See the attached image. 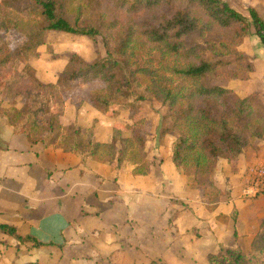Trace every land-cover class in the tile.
<instances>
[{"label": "trees", "instance_id": "obj_1", "mask_svg": "<svg viewBox=\"0 0 264 264\" xmlns=\"http://www.w3.org/2000/svg\"><path fill=\"white\" fill-rule=\"evenodd\" d=\"M249 16L264 47V20L254 8ZM248 29L247 20L223 0L2 1L0 106L6 100L21 102V108L6 109L4 118L15 130L20 128L31 145L79 154L83 160L114 166L117 172L130 164L131 175L145 177L151 162L145 156L141 104H159L168 110L160 136L174 138L172 163L190 189L202 192L206 209L213 212L224 196L213 181L219 161L234 165L245 148L264 140L260 93L241 98L232 89L207 83L208 79H248L253 67L239 49ZM12 31L25 39L13 49L3 41ZM52 31L92 40L102 36L106 56L89 63L72 55L57 82L44 84L29 59L39 55ZM18 64L23 68L18 69ZM94 81L103 86L86 99L93 109L108 115L124 105L131 113L132 123L125 129L114 127L107 143L94 139L93 127L82 128L77 122L65 126L60 121L66 106L61 88ZM236 218V209L229 216H217L224 225ZM0 230L34 248L45 246L33 236H21L14 227L1 225ZM207 261L264 264V216L248 252L220 244Z\"/></svg>", "mask_w": 264, "mask_h": 264}, {"label": "crops", "instance_id": "obj_2", "mask_svg": "<svg viewBox=\"0 0 264 264\" xmlns=\"http://www.w3.org/2000/svg\"><path fill=\"white\" fill-rule=\"evenodd\" d=\"M259 89L264 93V84ZM70 99L61 124H95L94 139L109 142L114 127L107 116ZM168 155L161 177L133 176L131 165L117 172L79 154L31 145L0 119V226L45 244L34 248L0 230V252L14 251L11 259L0 256V264H208L220 244L248 252L264 216V194L248 200L241 187L247 169L264 164V140L243 150L235 171L222 172L224 185H217L226 195L213 212L199 191L188 188L172 163L171 148ZM175 198L185 206L173 204ZM233 209L236 221L217 220Z\"/></svg>", "mask_w": 264, "mask_h": 264}, {"label": "rangeland", "instance_id": "obj_3", "mask_svg": "<svg viewBox=\"0 0 264 264\" xmlns=\"http://www.w3.org/2000/svg\"><path fill=\"white\" fill-rule=\"evenodd\" d=\"M2 1L5 0H0V2ZM223 1L228 3L229 6H231L238 13H240L247 20L249 24L247 36L243 44L239 47V49L247 55L250 63L252 64L253 71L252 73H250L248 79L245 81H241V80L220 81V80L208 79L207 83L209 85H218V86L226 87L228 89H232L235 93H237L239 97L244 98L253 92H259L258 91L260 90L259 88L262 86V84H264V47L260 45L259 40L254 34L252 19L249 16V9L254 8L258 12L259 16L264 20V0H223ZM4 39L5 40L3 41L6 42L9 48L11 49L15 48L16 46L22 44L25 41L23 36H21L20 34L14 31L7 34ZM261 50L263 52H261ZM38 53H39L38 56L31 57L29 59V64L33 66V68L36 70V76L39 79V81H41L44 84H49V83L55 84L57 82L58 75L61 73L65 64L72 55H78L89 63L93 62L98 56L101 57L106 56L102 36H98L96 40H92L87 37H82V36L80 37V36H75L63 32H55V31L48 32L46 34L45 44L38 49ZM224 60H230L231 62H233V58H225ZM16 67L18 69L23 68L21 64L16 65ZM80 82L81 81H79V83ZM81 84L80 85L74 84L68 87L65 86L61 88L62 96L65 99V102L67 101V99L70 98H71L70 100L77 102V104H79V102H85L86 99L88 100L89 93L93 89L101 88L103 86L101 81H94L88 85H84V84L81 85ZM69 93H71V96L69 95ZM259 93L262 101L264 102V96H262V94L264 93L263 92L262 93L259 92ZM12 105H15L17 108H21L20 101L6 100L4 102V105L0 106L1 120L6 121L3 113L5 112L6 109L10 108ZM81 105L82 103L80 104V106ZM141 110H142V115L146 120V128L144 132L145 134L143 138L145 140V156L151 162V172L149 176L156 179L162 176L163 171L167 170V166L169 167L168 154L171 148L170 142L172 143L174 141V138L172 136L165 137L166 140L165 138L162 139L160 136L162 117L164 116V114L167 113L168 110L167 108L162 107L159 104L150 103V102H143L141 104ZM93 111L97 113L99 116H107L106 118H108V122H111L113 124V127H120L125 129L126 125H130L132 123L131 113L129 111V108L124 105L114 108V110H112L108 115H104L96 111L95 109ZM94 126L95 124H93V128ZM19 129H17V131H20ZM101 136H103V134H101ZM221 160L223 162L218 165L219 167L215 171L217 175L215 173H214L215 176L213 175V181L219 189L221 188L217 185V183L224 185L220 177L223 176L222 172L223 171L226 172V170L228 169L229 170L232 169L231 171H235L234 165L228 163L223 159ZM260 165H264V164H260ZM260 165H253V166H260ZM128 167H130V164H126L124 166V168H128ZM251 167L247 169L246 172L247 178H248V172ZM131 170H132V166H131ZM247 181L249 182V180L246 179V183L244 182V184L241 187L242 194L244 188L247 187L248 185ZM190 190L195 191L193 189ZM222 191L224 192V190ZM164 192L166 191L164 190ZM200 193L202 195V192ZM262 194H264V192H262L259 195L250 196V197L243 194L242 198L249 200V199H254L255 197L260 196ZM201 195L199 196L201 197ZM225 195L226 193L224 192V196ZM227 195L229 198L230 193H228ZM172 203L185 206L182 202L177 201L176 198L174 200L172 199ZM120 218H122V216ZM101 236L103 237V233H101ZM3 250H4V254L0 252L1 257L5 256L9 259L13 257L14 251L10 250L9 248H4Z\"/></svg>", "mask_w": 264, "mask_h": 264}, {"label": "built area", "instance_id": "obj_4", "mask_svg": "<svg viewBox=\"0 0 264 264\" xmlns=\"http://www.w3.org/2000/svg\"><path fill=\"white\" fill-rule=\"evenodd\" d=\"M247 179L249 182L243 190L244 195L250 197L264 192V165L251 167Z\"/></svg>", "mask_w": 264, "mask_h": 264}]
</instances>
